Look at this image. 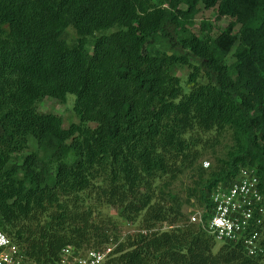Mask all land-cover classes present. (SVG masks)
<instances>
[{
  "label": "trees",
  "instance_id": "1",
  "mask_svg": "<svg viewBox=\"0 0 264 264\" xmlns=\"http://www.w3.org/2000/svg\"><path fill=\"white\" fill-rule=\"evenodd\" d=\"M68 94L78 123L37 112ZM243 169L264 199V0H0V232L31 264H264V229L248 256L186 213Z\"/></svg>",
  "mask_w": 264,
  "mask_h": 264
},
{
  "label": "built area",
  "instance_id": "2",
  "mask_svg": "<svg viewBox=\"0 0 264 264\" xmlns=\"http://www.w3.org/2000/svg\"><path fill=\"white\" fill-rule=\"evenodd\" d=\"M208 163H205V167ZM213 209L206 223L201 212L190 217V222L200 224L216 242H241L248 256L262 252L260 239L264 229V199L259 191V182L253 170L243 169L237 180L229 187H218L211 195ZM112 249L78 252L71 248L62 251L58 264H102ZM0 264H31L0 232Z\"/></svg>",
  "mask_w": 264,
  "mask_h": 264
},
{
  "label": "rangeland",
  "instance_id": "3",
  "mask_svg": "<svg viewBox=\"0 0 264 264\" xmlns=\"http://www.w3.org/2000/svg\"><path fill=\"white\" fill-rule=\"evenodd\" d=\"M209 14H210V11H202L196 17V20H200L202 17L203 18L208 17ZM226 25H227V20L220 22L221 27H225ZM198 31H199L198 27L194 28V32L196 34L198 33ZM188 73H189L188 69H186V68L176 69L174 71V74L179 76L184 83H186ZM74 101H75V96L72 94L66 95V98H65L64 102H62V103L58 102L55 99H50V98L46 99L45 98L44 100H42L40 103L37 104L36 110L38 113H41V114H54V115L61 117L63 120V127L67 128L72 123H78V118L75 115L74 110H73ZM225 143L228 144L229 141L225 142ZM225 143L223 142V144H225ZM213 150H217V152H223L224 151V145H222V146L217 145L216 147H214V149L208 148L204 151L205 155H204L203 159L199 161V163H201L202 167L205 169H208L210 167V162H211L210 158L212 157L211 152ZM205 163H208L207 167H205ZM188 183H189V180L187 179V176L180 177V179L174 184V188L176 190L182 189V187L186 186ZM197 211H199V210L197 208H194V207L186 209L187 214L190 212L195 213ZM102 215L106 216L105 220H110V222H112L111 226L113 227V230L116 231L118 233L117 235H120L121 238L125 237L128 234L133 233L137 229L135 225H130V224L126 223L122 218H119L118 213L113 211V210L104 211ZM191 215H190V217H191ZM112 227H109V230H112ZM160 227H161L162 231L168 230V227L166 225H162ZM218 245H219V243H218ZM108 248L112 249L113 247L108 246Z\"/></svg>",
  "mask_w": 264,
  "mask_h": 264
}]
</instances>
